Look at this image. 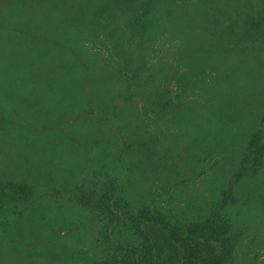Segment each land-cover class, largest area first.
<instances>
[{
	"label": "rangeland",
	"instance_id": "obj_1",
	"mask_svg": "<svg viewBox=\"0 0 264 264\" xmlns=\"http://www.w3.org/2000/svg\"><path fill=\"white\" fill-rule=\"evenodd\" d=\"M12 1L0 0L1 34L11 32L14 19L9 12L15 1H18L19 6L15 8L19 13L42 14L47 6L59 0ZM87 6L107 13L102 19V31L113 27L116 32L127 30L126 21L133 9L143 15L145 28H141L139 19L134 32L138 35L144 32L149 38L144 65L137 70L118 67L114 64L116 56L108 49L111 41L106 33L98 31L96 40H92L88 33L79 30L76 46L86 56L84 68L88 64L94 68L98 84L94 86L96 92L83 91L84 103L70 111L72 118L62 119L58 115L51 120L37 111L23 113L20 105L0 99V264H29L36 259L39 264H91L95 253L93 239L100 224L95 213L104 216L106 209L113 208V204L105 208L94 203L93 197L97 199L103 190L97 183H94V193L84 195L89 206L66 199L61 192L55 193L54 187L61 188L59 182L48 184L50 174L33 173L47 152H29L24 162H20L24 166L20 175L24 183L34 184L30 188L9 189L1 182L8 174L5 164L15 159L10 157L14 143L44 142V136L32 135L39 132L36 120L52 121L54 127H60L51 133L53 138L60 139L59 132L71 134L73 130L67 128L75 122L78 141L87 140L91 127L102 138L99 143L84 145L79 151H76L79 146H74L70 155L81 166L66 175L69 182L82 177L102 181L117 176L114 184L126 192L130 205L142 203L183 222L200 217L211 207L216 192L231 179V164L238 156L247 154L246 144L240 148L236 143H229L242 126L236 109L241 106L240 114L249 127L264 111V0H90ZM196 16L205 36L201 39L196 35L192 42L206 43L207 49L204 57L189 58L186 55L197 53L198 45L193 47L194 44L188 43L191 29L184 26L188 17ZM253 22L257 27H250ZM1 54L4 60L10 57L7 52L1 51ZM30 63L35 71L47 65L41 59ZM134 64L136 61L131 67ZM4 67L7 71L10 69L7 60ZM64 77L67 87L76 83L77 88L79 84L88 90L94 80V76L85 80L78 74L76 82L74 73ZM32 102L26 99L21 104L29 106ZM226 103L228 107L224 108ZM83 109L85 116L77 118L76 113ZM157 109L165 110L164 116L157 115ZM223 109L233 118L235 115L237 121L231 129L222 131L223 118L216 116L220 133L216 132L212 114ZM54 113L55 109L49 114ZM109 123L130 143L124 150L122 165L117 167L103 156L110 146L106 128ZM232 129L234 134L230 133ZM155 130L159 131L158 135ZM150 133L160 140L154 146L147 143ZM220 136L226 139L228 148L216 140ZM188 140H193L194 152L173 163L170 172L163 171L162 163L172 164L176 150ZM49 156L66 165V154ZM102 164L105 169L100 167ZM126 165L131 168L130 172L125 169ZM243 167H249V163ZM19 169L15 166L10 174H16ZM60 172L66 173L63 169ZM257 174L245 176L244 182L234 186L230 196L236 198V203L228 213L223 211L236 227L230 264H264V169ZM63 192L66 196L67 192ZM142 227L149 235L154 230L157 234L160 226L144 222ZM106 234L111 236L113 232L108 230ZM99 247L105 248L104 240Z\"/></svg>",
	"mask_w": 264,
	"mask_h": 264
},
{
	"label": "trees",
	"instance_id": "obj_2",
	"mask_svg": "<svg viewBox=\"0 0 264 264\" xmlns=\"http://www.w3.org/2000/svg\"><path fill=\"white\" fill-rule=\"evenodd\" d=\"M89 1L59 0L57 4L47 6L42 14L27 13L26 11L19 13L15 8V6H19L18 1L12 3L13 6L9 12L14 19L11 32L9 34L0 32V99L8 101L12 105H20L23 113H26L27 110L29 113L37 111L51 120L58 115L62 119H68L72 118L69 115L70 111L84 103L82 94L87 91L96 92L97 89H94V86L98 82L95 78V70L89 64L86 69L84 68L86 56L76 46V42L79 30L88 33L92 40H96V32L103 30L102 19L107 17V13L104 9L99 11L90 9L87 6ZM149 6H151L150 3ZM172 18H175L174 14H172ZM197 18L190 19L188 17L184 26L191 29L188 43L194 44L193 47L198 45L197 53L186 55L189 58L204 57V52L207 49V47L205 48L206 43L192 42L196 35H199L201 39L205 36L203 26ZM139 19L142 20L141 28H145L143 15L136 14L133 9L126 21L127 30L116 32L113 27L109 31H102L110 38L111 44L108 45V49H111L112 55L116 56L114 64L118 67L137 70L144 65V51L150 42H148L149 38L145 37L146 33L140 32L138 35L134 32V25ZM147 20L150 22L149 18ZM18 21H20L19 25ZM174 24L171 25L174 26ZM250 27H257V23H251ZM206 28L208 31L210 30L208 27ZM209 33L211 34V32ZM1 51L7 52L10 56L6 59L10 65L8 71L4 67L6 60L2 58ZM33 59L45 61L46 68L39 67V70L35 71L30 63V60ZM134 61L136 64L131 67ZM71 73L76 74V82L78 74L85 80L94 76L89 90L78 83V88L76 83L73 87H67L64 76ZM243 94L244 92L240 96ZM100 98L106 104L104 96L100 95ZM26 99L33 100L32 105H22L21 101ZM228 104L226 103L224 108L226 105L228 107ZM53 109H55V113L50 116L49 113ZM224 110H217L214 111L215 114H212L215 119L216 132L222 133V131L231 129L237 121L235 115L233 118L230 112L226 113ZM236 110L239 111L237 113L242 126L235 133L236 135L231 137L234 138V141L229 143H236L240 148H244L246 144L247 154L244 157L238 156V160L231 164L229 169L231 179L223 185L220 191L216 192L211 207L194 220L181 222L176 217L146 207L142 203L135 207L130 205L126 192L118 190L114 184V179H117V176L114 175L110 176L108 180L102 181L96 180V177H82L75 179L76 182H69L66 175H71L72 171L76 172V169L81 166V162L74 155H70L74 146H79L76 148V151H79L84 148V145H95L102 140L101 137L94 134V128L91 127L87 134V140L78 141L76 138L77 128L74 125L76 122L67 128L73 130L71 134L59 132L62 136L58 139L53 138L51 134L53 130L60 129L58 125L54 127L52 121L36 120L35 125L39 132L32 135L44 136V142L28 144L26 140H21L14 143L10 150V157L15 159L13 162L11 160L5 164L8 174L1 182L9 189L13 187L30 188L34 184L28 183L30 186L27 185L24 183L23 176H20L24 171L22 168L24 166L20 162H24L29 156V152L33 154L47 152L51 155L66 154V165H63L59 160H52L48 154L44 157L46 162H39L40 166L36 167L33 173H42L45 176L50 174L48 184L57 181L61 186V188L58 185V188H53L55 193L61 192L64 198L83 206H89L87 197L85 198L84 195L87 192L92 193L93 191L94 193V183L103 188L97 199L93 197L94 203L105 208L113 204V208L106 209L104 216L95 213L100 224L93 239L95 249L92 251L95 253L92 255L91 264H230L231 252L237 237L235 235L236 227L233 226L231 218H227L223 211L226 210L228 213L236 203V198L233 195L230 196L232 189H235L234 186L244 182L245 176H257V173L264 169V111L249 127L248 121H245L246 119L242 118L243 116L240 114L241 106ZM164 112L165 110L162 109L156 110L159 116H164ZM104 113L103 116L106 119ZM84 116V109L76 113L77 118ZM216 116L223 118L222 131L221 126H218V122L216 123ZM106 128L109 132L107 140L110 142V146L109 151L105 152L103 156L109 162L113 161L110 162L112 166H121L124 150L130 143L126 142L110 123L106 125ZM234 132L232 129L230 133L234 134ZM154 133L158 135L159 131L155 130ZM216 140L222 142L224 148H228L227 141L222 136ZM192 141L188 140L178 147L174 158L176 160L172 164L162 163L163 171L170 172L173 165L180 161L184 155L194 152ZM158 142L160 140L153 133L148 135V145L154 146ZM195 154L198 155V153ZM243 161H246L245 164L249 163V167H243L245 166ZM15 166H19L20 169L12 175L10 172L13 173L12 170ZM100 167L105 169L104 164ZM243 168L245 169L241 171ZM62 169L66 173H61ZM125 169L130 172L131 168L126 165ZM55 171H58L59 174ZM65 185L67 188H64ZM62 189L67 192L66 196ZM144 222H150L151 225L158 224L160 227L157 234H155V230L153 234H146L142 227ZM108 230L113 232L111 236L106 234ZM112 236L113 238H111ZM103 240L105 248L99 247ZM29 264H39V261L31 260Z\"/></svg>",
	"mask_w": 264,
	"mask_h": 264
}]
</instances>
